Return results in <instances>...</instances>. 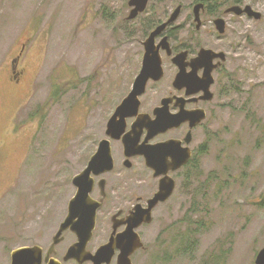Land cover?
Masks as SVG:
<instances>
[{"label":"rangeland","instance_id":"1","mask_svg":"<svg viewBox=\"0 0 264 264\" xmlns=\"http://www.w3.org/2000/svg\"><path fill=\"white\" fill-rule=\"evenodd\" d=\"M128 1L0 0V264L18 248L50 244L126 74L115 48L138 47L177 6L172 33L194 35L193 0H149L130 21ZM232 1L261 19L227 17L219 43L231 75L200 129L198 170L148 228L146 264H254L264 247V0H219L220 13ZM212 30L197 40L212 41ZM103 52L112 55L106 68Z\"/></svg>","mask_w":264,"mask_h":264},{"label":"flooded vegetation","instance_id":"2","mask_svg":"<svg viewBox=\"0 0 264 264\" xmlns=\"http://www.w3.org/2000/svg\"><path fill=\"white\" fill-rule=\"evenodd\" d=\"M197 4H202L203 8L200 10L201 23L198 29L192 13L190 23L194 25L193 36L189 33L182 36L180 33H172L173 23L155 38L152 46L160 60L161 76L158 80L149 79L143 93L137 101L132 102L133 107L130 109L128 105L127 110L132 112L138 103L134 115L114 120L113 126L122 130L118 136L110 134L114 135L113 138L107 134V126L117 107L132 92L135 80L143 68L145 40L157 25L166 20L150 29L144 41L137 43L138 47L115 48L114 58L121 64L120 67L126 69V74L114 82L111 91V95H114L112 111L104 122L103 137L96 141L80 170L82 172L86 169L100 142H108L112 168L102 171V165L95 170L101 171L98 174L90 172L91 188L87 195L96 210L94 228L85 247V254L97 256L95 261L98 264H146L149 261L150 249L146 241L149 226L158 211L162 216L166 214L164 208L182 187L184 180L190 178L192 181V176L198 170V157L205 153L203 144L206 143L200 144V129L207 118L220 108L219 99L224 83L231 75L229 53L219 41H224L227 21L230 20L228 16L246 15L226 13L229 7L220 13L219 0H193L192 9ZM232 6L245 7L238 3ZM145 11L135 19L140 18ZM217 19L223 20V33L217 30ZM207 24L213 28L212 41H208V36H205L206 42L201 43L197 40L198 33ZM163 37L167 38L165 43L161 41ZM201 51L211 53H204L199 61ZM108 54L103 52V56L107 55L103 62L104 68L108 67V60L112 56ZM118 54L128 56L120 60ZM21 55L19 52L10 62L9 78L16 86L20 84L21 74L25 70L19 67ZM159 117L163 123L156 126L152 124ZM177 121L180 122L177 124ZM165 122L170 126H166ZM165 127L168 128L161 130ZM162 180H166V185L173 183L172 193L152 207ZM73 188L74 193L67 202L66 213L50 244L45 249L40 247L41 264L53 261L58 264H95L92 260L81 263L74 259L63 260L69 248L77 242L76 235L70 229L62 232L59 243L53 245V239L68 214L69 202L77 191ZM148 209L150 223L146 222Z\"/></svg>","mask_w":264,"mask_h":264},{"label":"water","instance_id":"3","mask_svg":"<svg viewBox=\"0 0 264 264\" xmlns=\"http://www.w3.org/2000/svg\"><path fill=\"white\" fill-rule=\"evenodd\" d=\"M211 1V0H207ZM149 0H129L128 7L130 8L129 14L127 16V20H134L138 14L145 11ZM203 8L202 4H197L193 7L192 13L194 16V20L196 22V28L200 27V10ZM182 7L177 6L173 12L170 14L168 19L157 25L155 29L149 34V36L145 40V49L146 53L143 61V68L136 78L134 87L130 95L124 100V102L117 107L114 112L113 117L108 123L107 126V134H118L122 129L115 128L113 126V122L117 117L125 118L126 116H132L135 114L137 109V102L135 104V109L131 112L127 110L128 105H130V109L133 107L132 102L137 101L138 96H140L145 88V85L149 79L158 80L161 76V66L159 57L156 55V52L153 48V42L157 36L162 34L164 30L171 24L175 23L181 14ZM226 13H233L235 15H243L245 14L247 17L252 18L254 20H260L261 14L254 11L250 6H245L244 8L238 6L229 7L226 10ZM223 23L222 19H217L215 21V25L219 33H223L224 27L221 26ZM163 43L167 41L166 37H163L161 40ZM204 53H211L210 51H201L199 54V61L203 58ZM198 60H195L197 62ZM178 116H176L177 118ZM201 120V119H200ZM163 123L162 119L159 117L157 121L152 122L155 126L159 123ZM180 121H177V124ZM166 126H170L167 122H165ZM168 127H165L161 130H165ZM114 138V135H110ZM106 141L100 142L99 148L97 152L90 158V161L86 167V169L80 172L77 176H75L72 180L73 186L77 189L74 197L69 202L68 205V214L61 224L60 229L57 235L53 239V245H56L60 241V236L62 232L67 229H70L77 237V242L69 248L63 260L67 261L70 259H74L79 263L92 260L96 263L97 256H91L89 254H85V247L91 237L92 230L94 228L95 221V210L96 207L91 206V202L87 199L88 192L91 188V180L89 179L90 172H98L95 171L98 166H104V169H100L102 171L111 170L112 168V160L110 157L109 148L107 146ZM159 174V173H155ZM173 190V183L166 185V180H162L160 182L159 191L156 194L152 207L158 201H164L167 199ZM148 218L147 223L151 222L150 219V209L147 211ZM97 255V254H96ZM41 248L39 246L32 247H21L11 252L10 254V264H41ZM50 264H58L57 262H51ZM254 264H264V247L257 253L255 256Z\"/></svg>","mask_w":264,"mask_h":264},{"label":"trees","instance_id":"4","mask_svg":"<svg viewBox=\"0 0 264 264\" xmlns=\"http://www.w3.org/2000/svg\"><path fill=\"white\" fill-rule=\"evenodd\" d=\"M232 2H235L234 4H237V2H236V1H232Z\"/></svg>","mask_w":264,"mask_h":264}]
</instances>
